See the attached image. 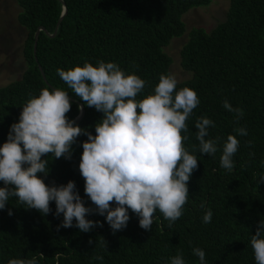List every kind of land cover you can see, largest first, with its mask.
Returning <instances> with one entry per match:
<instances>
[{
	"label": "trees",
	"instance_id": "1",
	"mask_svg": "<svg viewBox=\"0 0 264 264\" xmlns=\"http://www.w3.org/2000/svg\"><path fill=\"white\" fill-rule=\"evenodd\" d=\"M210 2L16 0L17 21L26 30L22 43L26 67L19 78L0 86V143L19 119L21 107L42 89L68 91L67 117L73 121L82 105V116L73 122L94 135L102 113L84 105L57 69L115 62L125 73L146 81L140 99L154 92L162 74L169 75L172 58L165 48L184 35L183 15ZM63 5L66 12L61 17ZM179 67L188 76L178 80L177 88L193 89L200 100L187 120L188 132L182 133L188 137L186 150L198 159L182 216L169 227L157 211L151 230L146 231L129 210L127 226L113 232L104 216L93 212L86 218L102 226L82 232L75 221L71 228H58L63 215L54 214V201L51 211L42 215L11 197L0 209V264L33 257L38 264H171L178 253L185 264H200L194 248L205 252V264H256L250 239L259 220H264V180L260 179L264 177V0H229L225 19L210 31L190 28L179 49ZM225 100L242 109L243 116L226 110ZM201 117L215 125L209 128V138H219L215 155L198 151L195 122ZM237 128L246 129L247 135H239ZM229 134L239 140L231 171L220 164ZM86 139L83 134L76 139L70 159L46 157L49 171L38 175L49 185L74 181L85 205L94 208L78 167ZM208 210L213 214L211 222L204 223Z\"/></svg>",
	"mask_w": 264,
	"mask_h": 264
},
{
	"label": "clouds",
	"instance_id": "2",
	"mask_svg": "<svg viewBox=\"0 0 264 264\" xmlns=\"http://www.w3.org/2000/svg\"><path fill=\"white\" fill-rule=\"evenodd\" d=\"M57 73L84 105L102 113L95 134L67 117L71 110L68 91L42 89L30 97L0 143V182L4 185L0 187V209L15 197L20 205L46 215L54 201V214L63 215L58 228H71L75 221L82 232L100 225L86 218L93 212L103 215L113 232L122 230L129 221V210L139 218V226L150 231L159 211L171 227L183 214L188 182L198 167L196 156L185 148L188 137L182 135L188 132L187 120L200 103L197 93L188 87L178 89L175 76L162 74L154 92L137 99L146 81L125 73L115 62H85L58 68ZM223 107L243 116V110L233 108L227 100ZM78 109L83 110L80 105ZM214 126L207 117L195 122L201 154L215 155L218 150L219 138H209V128ZM235 131L247 135L244 128ZM81 134L87 139L82 142L78 167L84 193L94 208L85 205L74 181L49 185L38 175H47L49 155L70 159L71 146ZM238 147L239 140L229 134L222 146V168L233 169ZM8 214L12 215L11 210ZM212 215L211 210L206 211L203 222L210 223ZM250 244L256 264H264V220L257 223ZM192 251L205 264V252L200 248ZM8 264L38 261L35 257L11 259ZM171 264H185L182 253L172 257Z\"/></svg>",
	"mask_w": 264,
	"mask_h": 264
},
{
	"label": "rangeland",
	"instance_id": "3",
	"mask_svg": "<svg viewBox=\"0 0 264 264\" xmlns=\"http://www.w3.org/2000/svg\"><path fill=\"white\" fill-rule=\"evenodd\" d=\"M228 4L229 0H211L208 5L192 8L183 15L184 35L172 39L165 48L172 58L169 75L175 76L177 81L188 76L179 67V49L189 29L196 26L210 31L225 19ZM19 10L16 0H0V86L19 78L26 67L22 55L26 30L17 21Z\"/></svg>",
	"mask_w": 264,
	"mask_h": 264
},
{
	"label": "water",
	"instance_id": "4",
	"mask_svg": "<svg viewBox=\"0 0 264 264\" xmlns=\"http://www.w3.org/2000/svg\"><path fill=\"white\" fill-rule=\"evenodd\" d=\"M65 12H66V7H65V5H63V10H62V14H61V17L65 14ZM42 28H40L39 30H41ZM39 30H37L36 31V33H35V37L38 35V31ZM35 47H36V38H35V42H34V51H35ZM80 106H82V105H80ZM82 111L80 110L79 111V113H78V115L75 117V119L73 120V121H76V120H78L81 116H82V114H83V112H84V108H83V106H82ZM4 186V185H3ZM3 186H1V187H3Z\"/></svg>",
	"mask_w": 264,
	"mask_h": 264
}]
</instances>
